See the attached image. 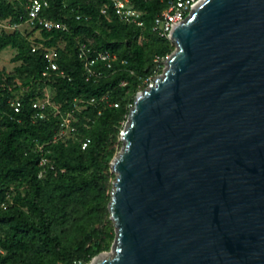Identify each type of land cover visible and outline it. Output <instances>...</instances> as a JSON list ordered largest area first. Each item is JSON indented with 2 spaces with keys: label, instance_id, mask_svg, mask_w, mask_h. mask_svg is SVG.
<instances>
[{
  "label": "water",
  "instance_id": "95a60500",
  "mask_svg": "<svg viewBox=\"0 0 264 264\" xmlns=\"http://www.w3.org/2000/svg\"><path fill=\"white\" fill-rule=\"evenodd\" d=\"M121 132L90 264H264V0H199Z\"/></svg>",
  "mask_w": 264,
  "mask_h": 264
},
{
  "label": "trees",
  "instance_id": "16d2710c",
  "mask_svg": "<svg viewBox=\"0 0 264 264\" xmlns=\"http://www.w3.org/2000/svg\"><path fill=\"white\" fill-rule=\"evenodd\" d=\"M48 1L41 15L60 26L35 24L33 39L23 30L32 24L28 0H0V21L17 25L0 32V51L13 47L20 63L13 72L0 67V264H90L111 250V162L138 93L163 72L156 58L176 46L155 30L172 0H131L143 26L125 22L112 0ZM49 48L59 52V70L46 75ZM47 93L53 104L34 121L33 104Z\"/></svg>",
  "mask_w": 264,
  "mask_h": 264
},
{
  "label": "built area",
  "instance_id": "2783aa9c",
  "mask_svg": "<svg viewBox=\"0 0 264 264\" xmlns=\"http://www.w3.org/2000/svg\"><path fill=\"white\" fill-rule=\"evenodd\" d=\"M198 1L199 0H172L169 6L157 15L155 20V30H157L162 36H167L171 39V33L174 26L183 22L189 16ZM112 2L117 13L125 22L132 24L134 23L138 26L144 25V21L141 19L142 12L135 7L131 0H112ZM48 6V0H28V9L30 15L28 22L34 25L37 24L38 26H42L46 29H53L60 26L58 22H54L41 15L43 9ZM11 27L16 28L17 25L13 24ZM80 55L82 58H86L88 60L89 66L95 63L94 60L89 59L85 55L84 47L81 49ZM100 57L102 59H107L110 57V54L101 53ZM45 58L47 60V67L44 74L48 75L51 71L59 70V52L55 48L47 49L45 52ZM166 59L156 58V62L159 64V66H161V64L165 66ZM89 70L91 72V68H89ZM104 100H107L108 102L109 96L103 97L102 101ZM95 101L96 99H92L90 103H93ZM82 102H84V100H79L75 104L76 108H79ZM52 104L53 102L51 96L48 93L45 99L35 101L33 107L37 111L33 116V120L38 121L41 119H45L47 110L49 106H52ZM11 105L16 113L22 112V102L19 99L11 100ZM114 105L118 107L119 103H114Z\"/></svg>",
  "mask_w": 264,
  "mask_h": 264
},
{
  "label": "rangeland",
  "instance_id": "374dc122",
  "mask_svg": "<svg viewBox=\"0 0 264 264\" xmlns=\"http://www.w3.org/2000/svg\"><path fill=\"white\" fill-rule=\"evenodd\" d=\"M11 25L6 21H0V32H2L4 29H10ZM23 30H26L28 33L30 32L31 38L35 39L40 36V31L36 28L34 24L25 25L23 27ZM176 48V46H175ZM175 50V49H174ZM17 54V50L13 47H7L4 50L0 51V67L6 68L9 72H13L17 65L20 63H14L12 61V58ZM52 95H54V92L52 91ZM70 116L74 117L73 114H70ZM69 128V127H68ZM69 129H65V134H62L61 136L64 137V139H67L72 136V134H69ZM123 143L120 146V149L118 153L122 150ZM118 155V154H117ZM115 181V180H114Z\"/></svg>",
  "mask_w": 264,
  "mask_h": 264
}]
</instances>
